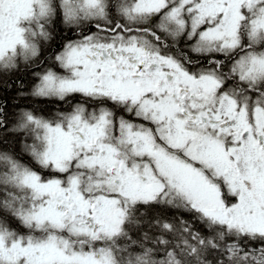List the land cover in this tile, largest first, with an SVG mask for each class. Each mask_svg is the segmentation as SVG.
<instances>
[{
	"label": "snow or ice",
	"instance_id": "1",
	"mask_svg": "<svg viewBox=\"0 0 264 264\" xmlns=\"http://www.w3.org/2000/svg\"><path fill=\"white\" fill-rule=\"evenodd\" d=\"M0 264H264V0H0Z\"/></svg>",
	"mask_w": 264,
	"mask_h": 264
}]
</instances>
